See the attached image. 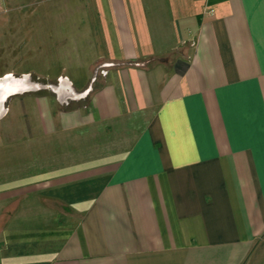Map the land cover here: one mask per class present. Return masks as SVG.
<instances>
[{"label":"crops","instance_id":"1","mask_svg":"<svg viewBox=\"0 0 264 264\" xmlns=\"http://www.w3.org/2000/svg\"><path fill=\"white\" fill-rule=\"evenodd\" d=\"M78 1L19 74L0 264H264V0Z\"/></svg>","mask_w":264,"mask_h":264},{"label":"rangeland","instance_id":"2","mask_svg":"<svg viewBox=\"0 0 264 264\" xmlns=\"http://www.w3.org/2000/svg\"><path fill=\"white\" fill-rule=\"evenodd\" d=\"M66 3L67 0H0V76L30 72L34 77H44L58 71L63 61L61 43L75 42L79 31L74 27L79 18V1ZM67 6L73 9L72 13L65 11ZM80 34L82 40V31ZM31 80L38 84L49 81ZM20 97V94L12 96L6 102V112L0 118V150L7 147L5 139L11 141V149L24 136L20 112L14 104Z\"/></svg>","mask_w":264,"mask_h":264},{"label":"water","instance_id":"3","mask_svg":"<svg viewBox=\"0 0 264 264\" xmlns=\"http://www.w3.org/2000/svg\"><path fill=\"white\" fill-rule=\"evenodd\" d=\"M39 88V85L31 80L29 76H6L0 77V118L6 112L7 100L15 95L33 91Z\"/></svg>","mask_w":264,"mask_h":264},{"label":"built area","instance_id":"4","mask_svg":"<svg viewBox=\"0 0 264 264\" xmlns=\"http://www.w3.org/2000/svg\"><path fill=\"white\" fill-rule=\"evenodd\" d=\"M208 13H209L210 15H212L214 12H213L212 9H210V10H208Z\"/></svg>","mask_w":264,"mask_h":264},{"label":"bare ground","instance_id":"5","mask_svg":"<svg viewBox=\"0 0 264 264\" xmlns=\"http://www.w3.org/2000/svg\"><path fill=\"white\" fill-rule=\"evenodd\" d=\"M11 75H6V78H9Z\"/></svg>","mask_w":264,"mask_h":264}]
</instances>
